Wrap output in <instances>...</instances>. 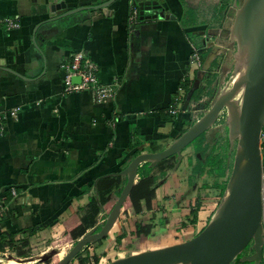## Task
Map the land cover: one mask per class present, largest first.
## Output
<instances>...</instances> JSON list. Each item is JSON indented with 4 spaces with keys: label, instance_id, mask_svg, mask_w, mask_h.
Masks as SVG:
<instances>
[{
    "label": "crops",
    "instance_id": "0c3cea01",
    "mask_svg": "<svg viewBox=\"0 0 264 264\" xmlns=\"http://www.w3.org/2000/svg\"><path fill=\"white\" fill-rule=\"evenodd\" d=\"M139 1L0 0V236L59 225L71 214L83 218L88 231L105 219L103 210H93L95 180L141 152L164 148L199 118L195 107L204 95L192 94L202 73L189 64L191 44L200 47L203 65L224 46L230 50L225 37L234 0H152L155 5L144 11L150 17L130 27V7ZM77 50L98 64L101 82L116 85L110 101L96 102L89 91L63 93L59 64ZM177 97L178 112L171 114L168 106ZM195 152L183 150L179 165L176 159L158 177L150 208L141 200L138 214L120 212L115 236L148 220L159 243L170 245L186 240L183 223L194 227L193 235L206 225L218 202L209 195L226 185L228 172L198 197L187 174L193 158H200ZM156 168L147 174L141 166L136 182L142 174L158 175ZM124 182L120 177L111 191Z\"/></svg>",
    "mask_w": 264,
    "mask_h": 264
},
{
    "label": "water",
    "instance_id": "95a60500",
    "mask_svg": "<svg viewBox=\"0 0 264 264\" xmlns=\"http://www.w3.org/2000/svg\"><path fill=\"white\" fill-rule=\"evenodd\" d=\"M156 1L142 0L137 6L139 20L149 18L144 11ZM228 24V40L235 44L229 87L221 90L209 107L157 151L141 152L117 172L108 175L125 180L116 201L99 229L91 227L78 237L56 264H68L85 247L104 239L123 208L141 166L155 167L176 156L211 128L221 110L228 143L234 146L232 166L219 203L206 225L191 238L155 249L137 251L100 264H261L264 247V207L262 199L263 164L261 133L264 126V0H234ZM155 17V15H153ZM78 81V77L73 78ZM97 180L94 182L99 204ZM251 246V252L244 250Z\"/></svg>",
    "mask_w": 264,
    "mask_h": 264
},
{
    "label": "rangeland",
    "instance_id": "374dc122",
    "mask_svg": "<svg viewBox=\"0 0 264 264\" xmlns=\"http://www.w3.org/2000/svg\"><path fill=\"white\" fill-rule=\"evenodd\" d=\"M230 18L231 16L229 15V20ZM226 34L225 38L228 39V29ZM224 47L225 48L218 53L216 59L213 61L211 60V62L204 65L202 62L201 67L198 70L202 75L198 78L199 82L196 83V88L192 96L196 95L197 98H200L204 95L202 104L195 107L197 110L196 113H198L199 116L209 107L211 103L210 99H213L221 90H223L230 81L233 70L232 54L235 51V44L230 42V50L226 49L227 46ZM219 71L222 72V75H220ZM208 130L207 134L209 135L203 133L183 149L186 154L193 153L195 149V153H198V156H200V158H193L192 162L189 164V173H187L188 176H190V182L196 185L199 197L204 196L207 191L211 193V189H207V187H217L216 185H218L219 180H221V169L222 171L228 172L229 176L234 153V146L230 147L228 143L224 117L214 125L213 129ZM176 159V156H171L161 161L159 165H156L157 172H165L167 169H171L174 166ZM216 189V192L214 191V193H211L209 196L218 201L216 204L217 207L225 188L222 187L221 191L218 187ZM115 192H117V190H115ZM122 210L124 209L122 208ZM107 212L108 211H103L100 217L104 218L107 215ZM204 217H202V222L205 220ZM102 223L103 222L96 224L97 229H99ZM111 240L113 241V244L109 247L102 246L100 240L88 245L68 264H100L111 261V259L114 256L116 257L117 254L122 257L127 255L129 251H132L127 249L128 244L126 242L121 243L120 245L122 246L121 248H125L126 250H121L115 246L114 238ZM74 241L66 242L67 245L66 243H51L39 240L33 251H30L24 256H20L17 251L7 244V241L0 239V261L7 264L8 260L17 259L20 260V264H56L72 247ZM249 252H251V246H248L244 250V253ZM231 264H238V262L234 259Z\"/></svg>",
    "mask_w": 264,
    "mask_h": 264
},
{
    "label": "trees",
    "instance_id": "16d2710c",
    "mask_svg": "<svg viewBox=\"0 0 264 264\" xmlns=\"http://www.w3.org/2000/svg\"><path fill=\"white\" fill-rule=\"evenodd\" d=\"M201 57L203 59L202 54ZM262 131L264 132V126ZM262 153V164L264 170V138L262 139ZM142 169L148 174L152 170V167H149L146 163L142 166ZM162 173L163 172H160L158 175L152 176H149L147 174L140 175L138 181L133 186L131 192L123 203V209L125 213L132 215L138 214L142 210L141 200L145 202L146 208L151 207L152 203L155 201L154 186L158 177H160ZM221 174H223L222 169L220 171V175ZM119 183L120 176H103L99 179L97 183V190L99 192V204H97L95 199L92 198L94 213H97L99 210L109 211L111 209L120 192L111 191V188L114 185H118ZM222 187L225 188V183L224 185H222ZM195 199H193V202ZM197 209L198 206H195V208L192 209L193 217L190 221L191 224L195 222ZM85 223V220L78 217L77 214H71L63 223L59 225L49 223L45 227H41L39 229L31 228L29 229L28 233L23 236L14 234L9 236L8 238L0 236V239L7 241V244L15 251H17L20 256H24L30 251L34 250V247L37 245V241L39 240L51 243H66L76 240L86 231ZM193 230L194 227L187 225L186 223H183L179 229L185 239H189L192 237ZM116 233L117 225L115 223L113 228L105 238L108 240L114 238L116 244L115 246L121 250H126L125 248L123 249L121 248L122 246H120L121 243L126 242L128 244L127 249L132 250L129 251L128 254H130V252L134 253L137 251L155 249L163 246L159 243V232L152 234V223L148 220H141L140 222H138L135 230L128 235L122 233L115 236ZM236 260L238 264H249L248 262H240L238 257L236 258Z\"/></svg>",
    "mask_w": 264,
    "mask_h": 264
},
{
    "label": "built area",
    "instance_id": "2783aa9c",
    "mask_svg": "<svg viewBox=\"0 0 264 264\" xmlns=\"http://www.w3.org/2000/svg\"><path fill=\"white\" fill-rule=\"evenodd\" d=\"M8 27L16 28L18 23L12 21L11 19H5ZM139 21V10L137 4H132L127 18V23L130 27H133ZM189 64L195 69L199 70L202 64V57L200 53V47L191 44V52L189 56ZM59 69L62 73L63 79V93L69 94L73 92L89 91L93 94V98L96 102L104 103L112 99L115 93V84H105L99 79V66L93 61L87 54L82 50H77L71 52L67 57H65L59 64ZM78 77V81H74L73 78ZM232 75L230 81L227 83L226 87H229L232 83ZM225 87V88H226ZM181 98L177 97L175 100L169 104L168 111L171 114L178 112L179 100ZM11 115L15 113V110L9 111ZM225 117V110H221L218 118L214 125H216L221 118ZM213 125V126H214ZM212 126V127H213ZM4 116L0 115V134L4 131ZM264 138V132L261 133V139ZM263 207H264V196ZM2 212V207L0 206V214ZM117 254V253H116ZM116 257H120L117 254ZM115 256L111 259H115Z\"/></svg>",
    "mask_w": 264,
    "mask_h": 264
},
{
    "label": "bare ground",
    "instance_id": "6f19581e",
    "mask_svg": "<svg viewBox=\"0 0 264 264\" xmlns=\"http://www.w3.org/2000/svg\"><path fill=\"white\" fill-rule=\"evenodd\" d=\"M236 78V75H232V79H235Z\"/></svg>",
    "mask_w": 264,
    "mask_h": 264
}]
</instances>
